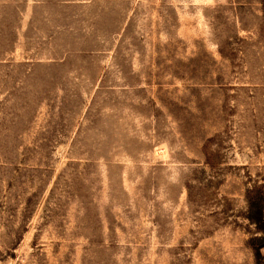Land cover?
Returning <instances> with one entry per match:
<instances>
[{
	"label": "rangeland",
	"instance_id": "obj_1",
	"mask_svg": "<svg viewBox=\"0 0 264 264\" xmlns=\"http://www.w3.org/2000/svg\"><path fill=\"white\" fill-rule=\"evenodd\" d=\"M0 264H264V0H0Z\"/></svg>",
	"mask_w": 264,
	"mask_h": 264
},
{
	"label": "bare ground",
	"instance_id": "obj_2",
	"mask_svg": "<svg viewBox=\"0 0 264 264\" xmlns=\"http://www.w3.org/2000/svg\"><path fill=\"white\" fill-rule=\"evenodd\" d=\"M118 9H119V8H118ZM124 9H125V8H124ZM124 9H123V10H124ZM123 10H121V12H122ZM123 14H124V12H123Z\"/></svg>",
	"mask_w": 264,
	"mask_h": 264
}]
</instances>
